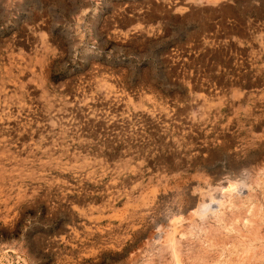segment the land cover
<instances>
[{
    "label": "rangeland",
    "instance_id": "rangeland-1",
    "mask_svg": "<svg viewBox=\"0 0 264 264\" xmlns=\"http://www.w3.org/2000/svg\"><path fill=\"white\" fill-rule=\"evenodd\" d=\"M0 264H264V0H0Z\"/></svg>",
    "mask_w": 264,
    "mask_h": 264
},
{
    "label": "bare ground",
    "instance_id": "bare-ground-1",
    "mask_svg": "<svg viewBox=\"0 0 264 264\" xmlns=\"http://www.w3.org/2000/svg\"><path fill=\"white\" fill-rule=\"evenodd\" d=\"M213 2V1H212ZM217 3H218V1H217ZM189 5V4H188ZM212 5V4H211ZM220 9V8H219ZM221 10V9H220ZM221 12H222V10H221ZM225 12V11H224ZM260 45H262V44H260ZM256 83V82H255ZM17 105V104H16ZM3 109V108H2ZM26 110V109H25ZM9 136H10V134H9ZM5 148V147H4Z\"/></svg>",
    "mask_w": 264,
    "mask_h": 264
}]
</instances>
